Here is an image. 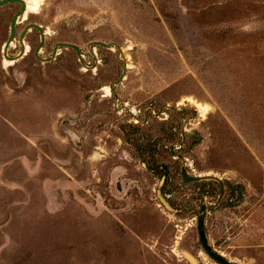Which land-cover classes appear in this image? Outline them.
I'll use <instances>...</instances> for the list:
<instances>
[{
    "label": "rangeland",
    "instance_id": "obj_1",
    "mask_svg": "<svg viewBox=\"0 0 264 264\" xmlns=\"http://www.w3.org/2000/svg\"><path fill=\"white\" fill-rule=\"evenodd\" d=\"M17 7H0V264H219L202 206L217 252L264 264V0H43L17 25L43 26L40 59L33 29L12 63Z\"/></svg>",
    "mask_w": 264,
    "mask_h": 264
},
{
    "label": "water",
    "instance_id": "obj_2",
    "mask_svg": "<svg viewBox=\"0 0 264 264\" xmlns=\"http://www.w3.org/2000/svg\"><path fill=\"white\" fill-rule=\"evenodd\" d=\"M12 1H19L23 4V6L25 7V2L23 0H0V6ZM24 13V10H22L21 12H19L18 14H16L13 17L12 20V32L11 35L8 39V41L6 42V46H5V51H7L9 44L14 40L15 35H14V27H15V21L17 19V17L21 14ZM33 27H36L37 29H39V31L41 32L42 35V39H43V28L40 24H32ZM103 46L109 48L112 47L111 43H105L102 44ZM58 46L61 47H71L73 49H75L79 55L80 58H82L83 55V51L82 49H80L77 45L73 44V43H58ZM58 46L55 47V56L57 55V50H58ZM53 58H48L47 60H51ZM127 66H124V71H123V76L121 77V80L123 79L125 72H126ZM119 82V81H118ZM113 86V84L111 85V87ZM181 157V156H180ZM217 180L220 183V196L223 195L224 191H225V184L224 181L220 178L217 177L215 175H191L189 174V172L187 171L186 167L183 166L182 167V180L185 183H194V182H200L203 180ZM163 200V199H162ZM164 201V200H163ZM167 205V203H166ZM204 210H205V206L201 207V213L198 216V220H197V229H198V235H199V240L202 244L203 249L205 250V252L212 258L214 259L217 263L219 264H237L229 259H227L225 256H223L221 253L217 252L209 243L208 237L206 235L205 232V221H204Z\"/></svg>",
    "mask_w": 264,
    "mask_h": 264
},
{
    "label": "flooded vegetation",
    "instance_id": "obj_3",
    "mask_svg": "<svg viewBox=\"0 0 264 264\" xmlns=\"http://www.w3.org/2000/svg\"><path fill=\"white\" fill-rule=\"evenodd\" d=\"M25 2V7L23 6V4L19 1H12V2H9V3H6V4H10V3H15L18 5L17 8H15V10L11 13L10 15V21H9V25L6 29V32H7V37H6V40H4L3 44H2V49L1 51L3 52V60H8V61H11L12 63L14 62H17L19 60H21L22 58H24L26 55H28V52L30 51V45L26 44V41H25V38L28 37V34L30 32H32L33 29H37L36 27H33L32 24H35L34 22H28L25 24V26L22 28V30L19 31V28H18V24H20L22 21L26 20L27 19V13L31 11H29V8H28V3L23 0ZM6 4H3L1 6H4ZM0 6V7H1ZM11 9V7H10ZM22 10H24V13L19 15L15 21V27H14V35H15V38L14 40L9 44L8 46V49L7 51H5V46H6V42L8 41L10 35H11V32H12V20H13V17L18 14L19 12H21ZM9 14V13H7ZM22 19V21H20L19 19ZM38 24V23H36ZM41 25V24H40ZM42 26V25H41ZM43 28V26H42ZM39 31V29H37ZM40 32V31H39ZM45 31L43 29V39H42V35H41V32H40V44L38 45V49L36 50V57L40 59V56H39V52H41L42 48L44 47V45L46 44V41H45ZM15 42H19L20 44V47H21V50L19 53L15 54V55H9L8 51L10 50V47L13 46V44ZM17 44H15L14 46L16 47ZM49 58H52V57H49ZM48 59V58H47ZM46 59V60H47ZM4 60V61H5ZM52 60V59H51ZM51 60H47V61H51Z\"/></svg>",
    "mask_w": 264,
    "mask_h": 264
},
{
    "label": "bare ground",
    "instance_id": "obj_4",
    "mask_svg": "<svg viewBox=\"0 0 264 264\" xmlns=\"http://www.w3.org/2000/svg\"><path fill=\"white\" fill-rule=\"evenodd\" d=\"M42 2H43V0H31V3L28 4V8H32L34 12H37L39 10ZM33 11H31V12H33Z\"/></svg>",
    "mask_w": 264,
    "mask_h": 264
}]
</instances>
